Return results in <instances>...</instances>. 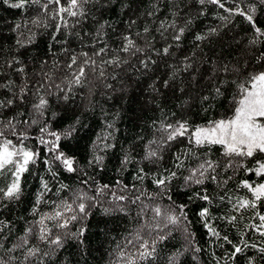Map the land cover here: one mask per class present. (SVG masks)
I'll return each instance as SVG.
<instances>
[{
  "label": "snow or ice",
  "instance_id": "1",
  "mask_svg": "<svg viewBox=\"0 0 264 264\" xmlns=\"http://www.w3.org/2000/svg\"><path fill=\"white\" fill-rule=\"evenodd\" d=\"M111 2L112 0H104L103 3L101 0H3V3L12 9L24 10L26 7L38 5V14L31 20V24L37 27H51V40L57 43L68 44V38L73 35L82 43L81 50L62 49L70 54L67 57V63L63 66L64 74L59 80L52 70L43 71L48 60H41L40 80L29 84L27 77L24 76L23 84L15 90V82L10 79L0 83V89L8 93L0 97V179L11 177L6 186L0 187V207H7L5 201L14 202L20 199L21 180L24 173L29 171V166L36 165L37 160L40 159V146L52 154L51 161L45 159L43 162L53 179L58 175L52 168L53 161H59L69 173L76 172L79 168L74 158L60 150L62 138L67 139L73 134L75 124L61 132L51 127L50 120L40 122L50 107L52 97L68 101L69 94L74 95L73 88L86 87L91 83V77H105L107 71L105 65L114 69L120 68L128 64L131 57L139 56L138 63L141 69L148 71L150 65L156 64L153 56L174 55L170 51L173 48L172 43H166L161 48L155 47V37L150 34L152 29L147 24L144 26L143 33H135V37H142V44L137 43L133 35L123 34L118 48H110L103 39L107 35L106 28L111 27L106 20L98 21V26L93 33L85 31L82 35L79 30L73 32V29H78L90 18L93 9L99 10L97 5L105 7ZM258 2L264 5V0H258ZM196 3L200 6V14H203L204 6L210 4L228 13L229 17L237 15L243 17L251 25L254 33L250 45L257 46L264 43V27L258 25L255 3L245 5V0H196ZM159 4L160 0H156L153 10L148 13L149 16L156 15L160 10ZM187 4L188 0H168L171 21L169 22L168 17L161 19L156 29L160 37L165 40L168 39L165 33L172 29L171 40L176 42L175 47L180 46L179 42L185 33L186 26L191 23L190 19H186L185 27H178L176 24V18L184 11ZM228 4H232V7H226ZM91 18L96 19L94 15H91ZM227 18L221 17L223 20ZM48 20L54 23L49 25ZM135 23V19L131 20V24ZM20 28L21 24L18 23L13 30ZM217 31L213 28L208 34H196L195 40L203 42L209 35L217 34ZM58 36H60L59 40H57ZM86 36L92 39L84 42ZM27 42L31 43V36L27 38ZM97 43L100 44L99 48L96 47ZM16 44L24 46L20 39L16 40ZM84 48H91V51L82 50ZM121 53L125 55L122 57ZM194 56L195 52L191 56L186 55L179 62V67L169 65L173 69L172 73L161 83L160 88H157L153 81L150 85L152 91L159 96H163L161 89L185 93L183 82L176 83V81L179 71L187 72L192 68L190 61ZM54 63L58 66V62ZM13 64L19 66L22 62L18 57H13L12 62H9L7 66L12 68ZM14 70L21 74L25 73L23 66L16 67ZM3 74L0 72V75ZM115 78L116 74H113L112 79ZM190 79L194 81L195 75ZM207 79L211 81L208 86L211 95L202 94L196 102L206 105L202 110L207 112L212 104L206 102L223 97L222 89L225 84L231 83L234 86L230 101L231 115L209 119L205 123H193L191 114L185 111L191 107L193 98L190 94L177 96L180 101L178 107L182 111L178 116L175 111L171 112L172 117H177L171 122L167 118L162 119L158 125L156 121H153L155 135L148 141L144 159L151 163H158L163 160V151L174 142L183 143L184 147L173 154L171 169L165 168L164 172L158 175L152 174L150 178L152 183L160 189V193H168L172 181L182 178L186 186H199L198 190L191 194L190 199L201 200L208 206L213 205L217 199L221 202L226 201L231 208L230 214L224 219L240 232L239 243H233L227 234L221 236L220 231H217L211 223L216 217L211 214L210 208L205 206L199 211V216L209 234L216 240H223L231 245L232 250L228 253V258L232 261H235L238 255L242 256L250 247L257 248L258 252L264 255V245L258 247L256 243L249 244V241L244 239L249 231L264 237V212L260 211L264 207V51L255 56L251 67L247 61L243 64L213 63ZM30 91L36 99L32 102L31 111L27 117L23 111H13L7 117L2 115L4 111L14 109L17 104H24ZM157 107L160 105L157 104ZM55 115L56 113H52L53 118ZM21 117L25 118L21 119ZM78 122L77 119L76 123ZM34 125H38L36 134L30 131ZM108 127L112 128L113 125L109 124ZM109 135H105L103 139L107 141ZM29 140H35L36 145L27 143ZM114 146L105 144L106 149ZM213 148H218V155L213 154ZM103 160L104 157L100 155L93 157L97 165L102 166ZM93 161H89V164ZM193 161H195L194 164ZM130 162L131 158L126 154L121 164L127 165ZM177 170L187 172V175L180 177ZM241 170L245 174H254L261 179L258 181L245 179L238 182L235 187L245 189L250 195L233 197L230 195L232 189H228V183ZM165 172L167 175L164 174ZM148 176L149 173L139 168L136 179L143 182ZM81 183L88 185L87 180ZM206 183L215 184L216 188L224 194L219 195L218 192H214L209 195L208 189L203 187ZM117 186L123 194L117 195L111 186L100 185L97 182L95 189L91 186H88L87 190L78 188L72 192L70 200L61 198L57 203L43 199L46 193L52 192V188L48 181L41 178L42 191L37 196L36 205L44 202L50 205L51 210L40 212L38 207H34L32 215L36 216L39 213L38 219L24 229L15 243H5L8 240L5 229L10 232L12 225L9 221L0 219V264H45V261L63 249L69 240H76L83 246L86 231L84 221L91 216L92 208L100 206L101 198L109 194H111L109 203H114L115 207L104 208V214L119 211L129 215L130 209L126 206L136 205L135 216L138 221L137 227L124 237L123 243H117L112 264H155L158 257V245L168 240L176 230H182L186 240H194V233L188 229L190 221L185 211L186 204L177 205L173 201L169 205L162 206L157 202L159 193L149 194L146 189H135L139 194L131 196L127 185L117 181ZM61 191H69L68 186L59 183L54 194L60 196ZM167 198L171 200V196ZM149 201L153 202L149 203ZM246 212H251V219L258 222L244 225V231H241L238 225L243 221ZM75 223L80 224L78 229H73ZM195 251L199 252L200 248H195ZM180 255L182 252L171 255L169 264H179Z\"/></svg>",
  "mask_w": 264,
  "mask_h": 264
},
{
  "label": "trees",
  "instance_id": "2",
  "mask_svg": "<svg viewBox=\"0 0 264 264\" xmlns=\"http://www.w3.org/2000/svg\"><path fill=\"white\" fill-rule=\"evenodd\" d=\"M101 2L103 3L104 0ZM155 3L156 0H112L105 7L97 5L99 10L93 9L90 18L78 29H73L74 33L79 30L82 35L85 31L93 33L98 26L97 22L106 20L111 27L106 28L107 35L103 39L110 48H118L123 34L133 35L137 43L142 44V37H135V33H143L144 26L147 24L152 29L150 34L155 37V47L161 48L166 43H172L173 48L170 51L174 55L171 57L153 56L156 64L150 65L148 71L141 69L138 63L139 56L131 57L129 63L120 68L114 69L105 65L107 70L105 77H91V83L86 87L73 88L74 95L69 94L68 101L51 98L50 107L40 122L50 120L51 127L61 132L75 124L73 134L67 139L62 138L60 150L74 158L79 168L76 172L69 173L59 161H53L52 168L58 173L53 179L43 162L45 159L51 161L52 154L48 153L43 146L39 147L40 159L37 160L36 165L29 166V171L24 173L21 180L20 199L14 202L5 201L7 207H0V219L9 221L12 225L10 232L5 229L8 235L6 244L15 243L17 238L23 234L24 229L38 219L39 213L36 216L32 215L34 207H38L40 212L51 210L50 205L44 202L36 205L37 196L42 191L41 178L48 181L52 188V192L46 193L43 199L57 203L61 198L70 200L72 192L78 188L87 190L88 186H91L95 189L97 182L100 185L111 186L117 195L123 194L117 186V181H121L123 185L128 186L131 196L139 194L135 189H146L149 194H160L157 202L162 206L169 205L173 201L177 205H187L185 211L190 221L188 229L194 233V240H186L182 230L174 231L168 240L158 245V257L155 264H169V257L177 252H182L178 258L179 264H217L218 261L219 264H249L250 261L251 264H264V255H261L257 248L250 247L242 256L238 255L235 261L228 258V253L232 250L231 245L212 237L199 216L201 208L208 205L201 200L190 199L191 194L197 191L199 186L189 187L184 184L182 178L174 179L170 185V191L160 193V189L152 183L150 178L152 174L158 175L164 172L165 168L173 167V154L184 147L183 143L174 142L166 148L163 151V160L158 163H151L144 159L148 141L155 135L152 127L153 121H156L157 125L164 118L171 122L177 117H172L170 113L175 111L178 116L182 111L178 107L180 101L177 96L190 94L193 98L191 107L185 110L191 114L190 118L193 123H205L209 119L231 115L230 101L234 91L231 83L225 84L222 89L223 97L206 102L212 104L207 112L202 110L206 105L196 102L202 94L211 95L208 87L211 81L207 79V74L213 63L217 65L222 63L243 64L247 61L251 67L255 56L264 51V43L257 46L250 45L254 33L251 25L243 17L238 15L229 17L228 13L210 4L205 5L203 14H200V6L196 0H188L184 11L176 18V24L178 27H185L186 19H190L191 23L186 26L185 33L179 42L180 46L175 47L176 42L171 40L172 29L165 33L168 36L167 40L162 39L156 32L161 19L168 17L169 22L171 21L168 0H160V10L156 15L149 16L148 13L153 10ZM248 3H255L258 25L264 27V5H260L258 0H245V5ZM226 7H232V4ZM38 8V5H32L24 10L12 9L0 0V66H2L0 72L4 73L0 75V83L10 79L15 82L14 90L23 84L24 76L27 77L29 84L40 80L41 60H48L43 71L52 70L59 80L64 74L63 66L67 63V57L70 54L62 49L81 50L82 42L75 35L68 38V44L57 43L51 40V27H37L31 24V20L38 14ZM91 15H94L96 19L93 20ZM222 16L228 18L223 20ZM133 19L136 21L135 24H131ZM18 23L21 24V28L14 31V26ZM48 23L52 25L54 22L48 20ZM213 28L218 30L217 34L209 35L208 39L203 42L195 40L196 34H208ZM29 36H31V43L27 42ZM17 39L24 43L23 47L16 44ZM59 39L60 36L57 37V40ZM90 39L92 37L86 36L84 42ZM96 47L99 48L100 44L97 43ZM82 50L91 51V48ZM193 52L195 56L190 61L192 68L187 72L179 71L176 81V83L183 82L185 93H174L169 89H161L163 96H159L152 91L150 85L153 81L156 87L160 88L161 83L172 73L173 69L169 65L179 67V62L186 55L191 56ZM120 55L123 57L125 54ZM13 57L21 60L22 64L19 66L25 68L24 74L14 70L19 67L18 65L13 64L12 68L7 66L9 62H12ZM54 62H58V66ZM113 74H116L115 79H112ZM193 75H195L194 81L190 79ZM220 79L225 78L220 77ZM5 95L8 93L0 89V97ZM35 99L36 97L30 91L24 104H17L14 109L6 110L2 115L7 117L13 111H23L27 117ZM157 104L160 107H157ZM52 113H56L54 118ZM77 119L78 123H76ZM109 124L113 127L109 128ZM37 129L38 125H34L30 131L36 134ZM107 134L110 135L105 141L103 137ZM27 143L35 146L37 142L29 140ZM105 144L115 146L106 149ZM212 151L214 155H218V148H213ZM126 154L130 156L131 162L122 165L121 161ZM94 155L104 157L102 166L93 161ZM89 161L93 163L89 164ZM192 163L194 164L195 161ZM139 168L149 173L143 182L136 179ZM177 171L180 177L187 175V172ZM164 174L167 175L166 172ZM228 174L231 175V173ZM10 179V176L0 179V187L6 186ZM245 179L258 181L261 178L255 177L254 174H245L241 170L228 183V189H232L230 195L233 197L250 195L245 189L235 187L238 182ZM84 180L88 181V185L81 183ZM59 183L67 185L69 191H61L60 196H56L54 193ZM203 187L208 189L209 195L214 192H218L219 195L224 194L213 183H206ZM168 196H171V200L167 198ZM110 198L111 194L102 197L100 206L92 208L91 216L84 221L86 228L83 238L84 245L81 246L76 240H69L64 248L47 259L45 264H112L117 243H123L124 237L137 227L138 221L135 216L136 205L126 206L130 209L129 215L119 211L104 214V208L115 207L114 203H109ZM152 202L149 201V203ZM208 207L211 214L216 217L211 223L217 231H220L221 236L227 234L233 243H239L240 232L236 227L226 223L224 219L230 214L231 206L226 201L221 202L217 199L213 205ZM260 211L264 212V207ZM251 216V212L244 214L243 221L238 225L241 231H244V225L258 222L253 221ZM79 227V223L73 225V229ZM244 239L248 240L249 244L256 243L258 247L264 245V237L252 231H249ZM195 248H200V251H195Z\"/></svg>",
  "mask_w": 264,
  "mask_h": 264
}]
</instances>
